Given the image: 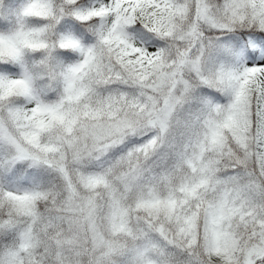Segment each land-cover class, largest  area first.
<instances>
[{
  "label": "snow or ice",
  "instance_id": "6c2138e0",
  "mask_svg": "<svg viewBox=\"0 0 264 264\" xmlns=\"http://www.w3.org/2000/svg\"><path fill=\"white\" fill-rule=\"evenodd\" d=\"M0 264H264V0H0Z\"/></svg>",
  "mask_w": 264,
  "mask_h": 264
}]
</instances>
